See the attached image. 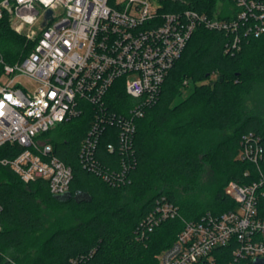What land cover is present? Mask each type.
<instances>
[{
  "label": "trees",
  "instance_id": "1",
  "mask_svg": "<svg viewBox=\"0 0 264 264\" xmlns=\"http://www.w3.org/2000/svg\"><path fill=\"white\" fill-rule=\"evenodd\" d=\"M159 1L164 11L193 9L209 16L216 14L218 1L233 3ZM229 16L226 12L219 15ZM10 18L11 13L4 9L0 53L6 62L14 63L35 47V41L13 30ZM241 37L240 45L232 47L230 33L199 25L168 71L156 100L136 120L135 133L126 146L120 141L118 116L129 115L134 101L124 78L115 80L102 107L80 100V114L43 134L54 155L72 168L69 190L90 193V201H59L48 181L25 182L0 163V264H7V258L18 264H160L159 254L184 229L183 219L196 221L208 212L220 215L233 210L236 201L226 193L229 182L259 180L257 166L238 157L245 135L253 133L260 138L263 156L259 164L264 172V117L244 112L245 96L254 82L264 83V34ZM185 80L193 83V90L175 102L183 93ZM100 111L113 116L114 122L105 123L103 131L96 133L86 161L81 153ZM228 130L231 132L225 133ZM20 151L19 145L6 143L0 147V156L13 158ZM206 163L220 172L212 201L206 206L180 201L176 185L182 184L187 191L199 190ZM127 194L139 203L137 210L118 205ZM257 194L258 217L264 219V184ZM163 197L179 207L182 218L167 219L146 231L142 221ZM43 203L68 213L46 228ZM237 246L233 240L215 249V264H233ZM254 261L249 259L250 264Z\"/></svg>",
  "mask_w": 264,
  "mask_h": 264
},
{
  "label": "built area",
  "instance_id": "2",
  "mask_svg": "<svg viewBox=\"0 0 264 264\" xmlns=\"http://www.w3.org/2000/svg\"><path fill=\"white\" fill-rule=\"evenodd\" d=\"M229 17L209 16L193 9L164 11L151 0H2L11 13V28L35 41V47L14 63L0 53V147L19 145L13 158L0 156L25 182L42 178L53 194L69 191L71 166L53 153L43 134L82 112L80 100L101 107L107 91L118 78L134 101L129 115L118 116L121 144L131 141L136 120L156 100L170 68L182 55L199 25L231 34L230 45L241 43V34H264V0H233ZM52 10L47 17V10ZM19 77L33 84L24 86ZM115 117V116H114ZM105 111L96 114L81 156L91 155L96 133L113 124ZM109 149L113 145L109 144ZM263 146L253 133L245 135L238 157L259 170L250 184L230 181L226 193L236 201L233 210L220 215L208 212L200 220L183 219L184 229L158 258L160 264H215V249L236 240L233 264L264 259V219L258 217L260 168ZM2 205L0 204V215ZM181 217L179 207L163 197L144 217L142 225L152 231L167 219ZM182 218V217H181ZM1 229V224H0ZM7 264H18L7 258Z\"/></svg>",
  "mask_w": 264,
  "mask_h": 264
},
{
  "label": "rangeland",
  "instance_id": "3",
  "mask_svg": "<svg viewBox=\"0 0 264 264\" xmlns=\"http://www.w3.org/2000/svg\"><path fill=\"white\" fill-rule=\"evenodd\" d=\"M151 1L154 3L160 2L159 0H151ZM231 7H232L231 4L228 2L218 1L215 12L219 16L220 14L228 11L229 8L231 9ZM19 80L24 86H27V87H30L33 84H35L25 79V77H19ZM184 84L185 86L183 88V93L182 95L176 98L175 102H178L179 100L185 98L193 90L194 86L192 82L188 83V81L185 80ZM244 112L246 114L256 113L264 117V83L254 82L253 88L245 96ZM229 132L231 131L228 130L225 133H229ZM219 175H220V172L217 170L216 167H214L210 163H206L204 166V171L200 176L199 190H196L195 192L191 190L187 191L182 184L176 185V191L178 193L179 200L180 201L182 200L192 201L193 200V201H197L198 203L206 206L207 203L212 201L214 188L216 187V185L219 183V180H220ZM118 205L127 207L129 209H133V210H137L139 208V203L135 202L132 195L130 194H127L124 197V199L120 201ZM42 209H43L44 216L46 219V228L51 227L53 222L57 221V219H59L60 217L68 213L67 210H61L60 208H53L51 206H47L44 203L42 204Z\"/></svg>",
  "mask_w": 264,
  "mask_h": 264
},
{
  "label": "water",
  "instance_id": "4",
  "mask_svg": "<svg viewBox=\"0 0 264 264\" xmlns=\"http://www.w3.org/2000/svg\"><path fill=\"white\" fill-rule=\"evenodd\" d=\"M46 15L47 17H51L52 10L48 9ZM55 198L59 201H67L70 198H74L77 202H82L90 201L92 197L90 193L83 190H77L74 194L69 190L63 194H56ZM254 264H264V259H255Z\"/></svg>",
  "mask_w": 264,
  "mask_h": 264
}]
</instances>
